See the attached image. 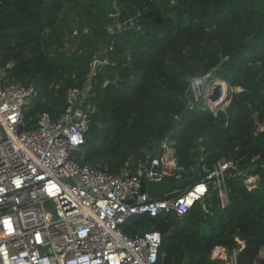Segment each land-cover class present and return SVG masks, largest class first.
<instances>
[{
    "label": "trees",
    "instance_id": "trees-1",
    "mask_svg": "<svg viewBox=\"0 0 264 264\" xmlns=\"http://www.w3.org/2000/svg\"><path fill=\"white\" fill-rule=\"evenodd\" d=\"M95 57L110 62L91 72ZM0 63L8 80L36 87L28 127L62 112L66 90L92 77L81 162L136 172L166 137L195 182L233 162L226 206L213 187L182 218L125 226L161 233L158 264H224L212 257L218 246L238 250L239 264H264V0H0ZM198 74L227 84L222 107L189 96Z\"/></svg>",
    "mask_w": 264,
    "mask_h": 264
},
{
    "label": "built area",
    "instance_id": "built-area-1",
    "mask_svg": "<svg viewBox=\"0 0 264 264\" xmlns=\"http://www.w3.org/2000/svg\"><path fill=\"white\" fill-rule=\"evenodd\" d=\"M109 62L95 57L91 72ZM92 85L91 77L81 87H69L62 112H43L28 127L25 109L36 87L8 80L0 63V264H158L161 233L128 234L124 228L134 217H184L204 203L210 183L226 206V175L233 162L225 159L182 194L152 197L142 191L149 180L185 177L169 137L136 172L116 174L107 165L79 161L75 154L92 123L84 108ZM238 254L217 247L213 257L239 264Z\"/></svg>",
    "mask_w": 264,
    "mask_h": 264
},
{
    "label": "water",
    "instance_id": "water-1",
    "mask_svg": "<svg viewBox=\"0 0 264 264\" xmlns=\"http://www.w3.org/2000/svg\"><path fill=\"white\" fill-rule=\"evenodd\" d=\"M104 47V45H103ZM221 84H217L213 93L210 95V100L213 101L214 108L222 107L228 100V97L222 96ZM198 165H196L197 169ZM197 173L194 172L192 175L186 176L184 178L178 179L176 181L173 180H165V181H153L149 180L142 185V191H147V193L152 197L161 196L167 193L173 192L175 189H183V187L192 181H195ZM213 183H210L209 186H212Z\"/></svg>",
    "mask_w": 264,
    "mask_h": 264
},
{
    "label": "rangeland",
    "instance_id": "rangeland-1",
    "mask_svg": "<svg viewBox=\"0 0 264 264\" xmlns=\"http://www.w3.org/2000/svg\"><path fill=\"white\" fill-rule=\"evenodd\" d=\"M209 78V75L206 76V79L204 80L203 84L200 85V86H197V87H192L190 88V91H189V96L191 95V97H194L195 99L197 97H200L202 96V98L205 100L206 103H209V105H213L212 108L214 110H217V108H214V104L212 102H210V95L213 93V90L215 89V87L217 86V84H219L218 80L216 81H209L208 80ZM223 83V84H222ZM221 84V93L223 94V96L226 95L229 96V94H231V90L229 89V87L227 86V84L223 81ZM251 180V179H250ZM249 181V180H248ZM193 182V181H192ZM192 182L190 183H187L183 189H186L189 184H191Z\"/></svg>",
    "mask_w": 264,
    "mask_h": 264
},
{
    "label": "clouds",
    "instance_id": "clouds-1",
    "mask_svg": "<svg viewBox=\"0 0 264 264\" xmlns=\"http://www.w3.org/2000/svg\"><path fill=\"white\" fill-rule=\"evenodd\" d=\"M206 79V76H204V75H200V74H198V75H194V76H192L191 78H190V81H189V83H190V85L192 86V87H197V86H200V85H202L203 84V82H204V80ZM219 81V80H218ZM223 82V81H222ZM222 96H223V94H222ZM210 99V98H209ZM210 102H212L213 104H215L213 101H211L210 100ZM209 104V103H208ZM213 105H211V107H212ZM186 177V176H185ZM251 179V178H250ZM249 179V180H250ZM196 180V179H195ZM196 182H198V181H196ZM195 181H193L192 182V185L194 184V183H196ZM210 188H213V185L212 186H210ZM215 188V187H214ZM177 189H175L174 191H176ZM173 191V192H174ZM172 193V192H171ZM182 194V193H181ZM199 203V202H198ZM193 208V207H192ZM180 218V217H179ZM182 218V217H181ZM218 247H222V246H218ZM225 248V247H224ZM217 249V247L215 248V250ZM226 249V248H225ZM215 250H214V252H215ZM227 250V249H226ZM214 252H213V255H212V257L214 256ZM264 254V250L261 252V255H263ZM213 259H217V258H214L213 257ZM220 260V259H219Z\"/></svg>",
    "mask_w": 264,
    "mask_h": 264
},
{
    "label": "crops",
    "instance_id": "crops-1",
    "mask_svg": "<svg viewBox=\"0 0 264 264\" xmlns=\"http://www.w3.org/2000/svg\"><path fill=\"white\" fill-rule=\"evenodd\" d=\"M196 170H197V169H196ZM190 172L192 173V172H193V169H191ZM194 172H196V171H194ZM194 172H193V173H194ZM193 173H192V174H193ZM196 173H197V172H196ZM192 174H190V175H192ZM188 176H189V175H188ZM196 177H197V176H196Z\"/></svg>",
    "mask_w": 264,
    "mask_h": 264
},
{
    "label": "bare ground",
    "instance_id": "bare-ground-1",
    "mask_svg": "<svg viewBox=\"0 0 264 264\" xmlns=\"http://www.w3.org/2000/svg\"><path fill=\"white\" fill-rule=\"evenodd\" d=\"M219 82V81H218ZM219 83H222V81H220ZM223 84V83H222Z\"/></svg>",
    "mask_w": 264,
    "mask_h": 264
}]
</instances>
